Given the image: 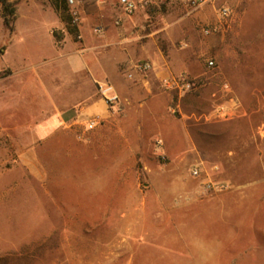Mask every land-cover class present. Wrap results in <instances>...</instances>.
<instances>
[{
  "label": "rangeland",
  "instance_id": "rangeland-1",
  "mask_svg": "<svg viewBox=\"0 0 264 264\" xmlns=\"http://www.w3.org/2000/svg\"><path fill=\"white\" fill-rule=\"evenodd\" d=\"M14 1L20 6V17L12 41L0 5V76L13 70L65 72L59 63L40 64L56 53L49 32L55 17L27 9L53 12L51 1ZM144 1L148 5L132 14L139 23L138 40L149 54L162 56L173 75L159 78L153 68L145 73L130 70L133 78L121 79L123 96L114 86L119 96L114 103L133 104L125 113L135 116L125 120V146L138 150L133 156L125 153L124 178L127 183H140V197L146 202L139 210L141 247L130 264H264V0H213L194 11L185 6L187 0ZM69 5L80 12L81 24L82 10L95 4L94 0H75ZM226 5L233 10L229 23L204 35L203 26L217 24L219 9ZM199 12L204 13L203 19L196 17ZM6 46L9 50L2 56ZM68 55L75 69L87 63L83 52ZM139 58L154 63L148 55ZM211 59L214 66L208 65ZM181 73L195 80L192 90L166 81ZM98 74L109 75L101 70ZM70 81L58 80L59 86ZM27 82L25 90L18 74L0 81L3 121H27V113L31 114L27 105L37 96L49 108L58 102L69 105L79 97L77 84L59 89L52 76ZM219 105L227 108L226 117L213 115ZM93 115L84 112L82 118ZM138 120L140 138L137 141L135 134L132 144L128 131L132 126L136 130ZM51 150L52 145L45 160L50 170ZM61 155L66 166L76 162L67 153ZM78 161L83 166L90 162L88 158ZM210 183L226 187L209 189ZM69 225L82 224L8 216L0 222V247H36L38 234L65 230ZM123 258L118 256L109 264H124Z\"/></svg>",
  "mask_w": 264,
  "mask_h": 264
},
{
  "label": "crops",
  "instance_id": "crops-1",
  "mask_svg": "<svg viewBox=\"0 0 264 264\" xmlns=\"http://www.w3.org/2000/svg\"><path fill=\"white\" fill-rule=\"evenodd\" d=\"M15 2L17 15L13 29L9 28L11 41L20 17V6ZM94 4L91 9L82 10L80 39L74 42L66 31L60 43L53 33L56 29H65L59 12L55 8L50 12L27 7L31 13L55 17L56 22L49 26V32L56 53L40 64L59 63L66 73L13 70L0 76L1 81L18 74L25 81V90L28 80L47 76L57 81L59 89L76 84L80 89L79 97L69 105L58 102L49 108L43 98L39 101L37 96L27 105L31 113H27V121L11 124L0 118V143L5 144L0 146V222L8 216H16L19 219L39 217L51 224H82L38 234L36 247H0V261L6 264H109L118 256H124V264H130L134 252L141 247L139 210L146 202L140 197V183L125 181L122 163L126 152L133 156L138 150L133 145L125 146V120L135 118L125 111H131L133 104H101L99 101L105 99L99 95L98 84L108 82L123 96L121 79L128 78L129 71L143 61L139 57L146 55L154 59L151 63L159 78L173 73L162 56L151 55L142 48L137 33L139 23L123 10L120 0H98V6L94 0ZM196 17L203 19L204 13L199 12ZM95 26L102 28L101 34L94 33ZM69 47L71 51H67ZM2 50L4 56L9 46ZM70 52L85 54L87 63L83 69L73 67L74 62L68 58ZM98 70L109 75L101 77ZM61 79L71 81L61 87L58 82ZM89 111L94 115L83 119V113ZM94 118H98L99 123L90 128L89 122ZM136 127L128 131L132 144L135 134L137 141L140 138L139 120ZM50 145L54 159L52 170L45 162ZM63 153L74 157L76 162L69 166L61 163ZM82 158L90 162L83 166L78 161ZM34 179L38 181L36 184L32 183ZM35 206L40 208L38 213Z\"/></svg>",
  "mask_w": 264,
  "mask_h": 264
},
{
  "label": "built area",
  "instance_id": "built-area-1",
  "mask_svg": "<svg viewBox=\"0 0 264 264\" xmlns=\"http://www.w3.org/2000/svg\"><path fill=\"white\" fill-rule=\"evenodd\" d=\"M71 3H74L75 0H69ZM213 0H187L184 2L185 6L191 10H197L198 8L204 6L205 4L211 2ZM120 4L123 8V10L131 15L134 12H136L138 9L143 8L148 5L147 1H138V0H120ZM233 10L230 6H222L219 9V22L217 24H205L202 28V31L204 35H212L215 33L219 27L225 26L229 23L230 19L232 18ZM72 14L74 18V22L80 25V12L76 9H72ZM117 23H120V20H117ZM95 32L97 34L102 33V28L100 26L95 28ZM209 66L215 65V60L211 59L208 61ZM153 65L150 61H142L135 65L134 70L137 73H145L150 70H152ZM133 72L128 73V77L133 78ZM169 85L175 86L177 88H180L181 90L190 91L195 86V80L188 77L186 73H181L178 76H175L171 79H166ZM99 91L102 94V97L110 104L114 103L118 100L119 96L116 94L115 88L112 84L108 82H100L98 84ZM214 116L217 117H226L228 115L227 108L224 105H219L213 112ZM99 123L98 118H94L89 122V127L94 128ZM195 174H198V169L194 170ZM219 189H224L226 186L224 184H208L209 189H214L217 187Z\"/></svg>",
  "mask_w": 264,
  "mask_h": 264
},
{
  "label": "trees",
  "instance_id": "trees-1",
  "mask_svg": "<svg viewBox=\"0 0 264 264\" xmlns=\"http://www.w3.org/2000/svg\"><path fill=\"white\" fill-rule=\"evenodd\" d=\"M56 11L59 12L61 19L65 24V29H56L53 31L57 42H61L64 38L65 32L67 31L72 37L78 41L81 37L80 26L74 22L72 9L69 5V0H50ZM1 13L4 19V23L11 30L14 26V21L17 15L16 2L12 0H0Z\"/></svg>",
  "mask_w": 264,
  "mask_h": 264
}]
</instances>
